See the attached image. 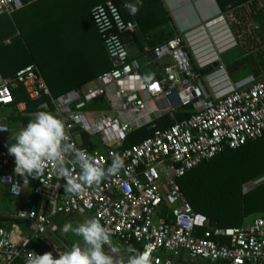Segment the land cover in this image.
<instances>
[{
    "label": "built area",
    "instance_id": "2783aa9c",
    "mask_svg": "<svg viewBox=\"0 0 264 264\" xmlns=\"http://www.w3.org/2000/svg\"><path fill=\"white\" fill-rule=\"evenodd\" d=\"M23 1L0 0V15ZM125 4L129 2L106 0L90 11L111 62L93 86L52 98L35 63L0 80V129L5 130L0 131V183L10 195L21 196L30 176L15 171L14 156L1 146L11 132L4 112L14 101L12 90L17 85L32 99L50 96L53 109L43 104V111L63 119L71 141L97 166L106 170L116 156L124 161L117 174L98 186H86L78 195L64 192L65 180L57 176L55 162L47 163L43 175L35 177L32 192L48 203L49 213L29 210L18 215L31 220L34 231L30 234L21 233L16 224L0 228V264L26 260L34 251L31 239H44L54 229L53 215L85 212L111 233L112 243L139 244V252H148L151 264H161L162 254L177 256L181 252L194 261L264 264V215L253 216L240 226L209 227L199 234L196 225L201 219L178 183L188 171L225 149H236L264 134V75L231 84L225 66L217 63L219 74L204 76L193 65L181 35L154 47L131 48L137 23L123 16ZM248 19V15L219 17L225 26L234 22L241 28ZM141 59L157 72L143 75ZM101 99L106 100L107 110L99 109ZM178 111L188 113L187 117L156 128L152 136L129 148L119 151L114 146L124 142L130 132ZM72 171L77 176L80 169ZM256 183H247L242 191Z\"/></svg>",
    "mask_w": 264,
    "mask_h": 264
},
{
    "label": "crops",
    "instance_id": "0c3cea01",
    "mask_svg": "<svg viewBox=\"0 0 264 264\" xmlns=\"http://www.w3.org/2000/svg\"><path fill=\"white\" fill-rule=\"evenodd\" d=\"M161 1L170 16L167 32L173 31V36L181 35L184 37L189 51L193 38H196L195 41L198 40L199 42L201 36H206L207 39L210 37L212 47L214 45L219 46L222 52L218 54L217 59L213 63H221L226 67L225 62L228 63L229 61L222 60L221 54L233 48V46L230 47L226 43V28H229V26L228 24H226V27L223 25L224 23L219 20L220 16L244 17L248 15L252 21V23H247L248 29L252 28L257 34L264 36V0H252L226 12L221 11L216 0ZM89 15L90 13L84 14V10L76 6L75 0L23 1L20 6L14 8L11 12L0 15V34L3 31L8 33L1 41L4 46L3 49L9 50L7 47L16 44L18 47V50H16L18 51L17 55L20 58H26V55L29 58L34 56L36 63H33L39 67L48 89L52 87L55 92H59L64 88L69 91L75 88L93 86L96 77L102 74L104 70L102 68V57H99V49L93 52V49L90 48L91 45L88 44V38L93 37L97 40L95 29L90 23ZM83 17L84 19L81 20ZM252 29L251 31L253 32ZM156 30H151L147 34L142 35L137 27L135 31L137 39L136 41H130L129 45L133 49H140L137 46L150 47L149 41L152 39L151 35ZM9 31L11 33L13 31V33L11 34ZM262 44L264 43L262 42ZM58 51L60 52L58 53ZM61 54L63 58L60 57ZM3 57L2 54L0 56V63L2 65ZM45 59L47 61H41ZM45 62L47 64L43 66ZM140 62V72L143 75L157 72L155 67L146 64L143 59ZM214 67H217V65ZM216 70L217 68L213 71L214 75L219 74ZM246 72L242 70L229 73L226 69V76L231 84L233 82L238 83L247 78H257L253 74ZM2 78L0 74V80ZM99 105L102 108L104 106L105 110L108 108L105 99H101ZM17 107L21 111L25 106L23 102H20ZM10 125L11 132L7 135L6 141L1 144L4 148H8L12 142H15L14 140L12 141L11 136L24 127L19 121L13 122ZM29 181L30 178L28 176V184L24 186L22 195L19 197L10 195L7 186L0 183V214L14 217L24 214L29 210L42 213V208H38L37 210L35 208V197L32 192L34 185L28 188ZM48 213L49 205L46 213L43 214ZM89 218H92L90 212L53 215L52 222L54 229L47 231L44 234V239L37 238L43 245V251L40 254L52 252L53 256L56 257L60 251L66 250L74 243H82L79 237H75L71 233L65 234L61 231V228L65 223L70 222L76 226ZM19 229L21 233L30 234L34 231V225L32 224L31 230H23L21 227ZM112 244L118 246L115 243ZM118 247L120 248L119 253H113L109 246L105 250L114 258H123L126 261L127 257L131 255V253L126 252L127 248H133L138 252L141 249L140 245L135 242ZM161 258V264H166V260H170V264H220L203 260H191L185 252H181L177 256L162 254Z\"/></svg>",
    "mask_w": 264,
    "mask_h": 264
},
{
    "label": "trees",
    "instance_id": "16d2710c",
    "mask_svg": "<svg viewBox=\"0 0 264 264\" xmlns=\"http://www.w3.org/2000/svg\"><path fill=\"white\" fill-rule=\"evenodd\" d=\"M127 1L130 4L136 3V0ZM249 1L252 0H216L222 12L241 6ZM103 2L105 0H75L76 6L80 9L82 8L84 14L90 13L92 6ZM137 6L138 11L134 15L130 14L128 9H123L122 14L127 20H133L137 23L138 31L142 35L157 29L151 35L152 39L149 41L150 47L159 45L173 37V31L167 32L170 16L161 0H143L142 4ZM90 23L94 28L91 18ZM95 33L97 40L93 37L88 38V44L91 45L90 48L93 49V52L99 49V57H102L103 62L102 68L106 71L110 69L111 63L96 30ZM7 34L5 31L0 34V56L2 54L4 56L3 65L0 63L1 77H10L19 67L36 61L34 56L29 58L26 55V58H20L17 55L18 51L16 50H18V47L16 44L7 47L9 50H4L1 41ZM260 37L264 43V36L260 35ZM136 39L137 35L134 32L132 41H136ZM137 47L140 50L143 48L141 46ZM60 57L63 58L62 54ZM41 61H47V59ZM210 69L208 67L205 70H200V72L203 74ZM49 90L51 97L55 98L67 92L68 89L64 88L59 92H55L51 87ZM12 92L14 101L4 112L6 120L11 123L19 121L21 125H27L29 120L34 119L36 112L45 110L43 104L49 110L53 109L51 98L48 95L32 99L28 96L22 85L15 86ZM20 102H23L25 106L21 111L17 107V104ZM187 115L188 113L184 111L166 114L156 119L150 125L130 132L127 134L124 142L118 146V150L121 151L141 142L143 139L152 136L156 128H166L174 120L183 119ZM262 176H264V134L236 149L227 148L220 154L188 171L179 179L178 183L186 199L191 204L193 211L201 219V222L196 225L197 232L201 234L202 231L209 227L225 228L240 226L253 214L264 215V180L252 186L246 192L242 191L244 183L256 181ZM29 178L30 183L28 188L33 186L35 181L33 176L30 175ZM33 196L35 197L36 210L42 208L41 212L46 213L48 208L47 202L39 196H35L34 194ZM12 224H17L23 230H31L32 227V222L28 218L0 214V228L9 229ZM30 246L38 254L43 251L42 243L36 238L31 239ZM25 261V259L19 258L11 264H25Z\"/></svg>",
    "mask_w": 264,
    "mask_h": 264
},
{
    "label": "clouds",
    "instance_id": "9594fccd",
    "mask_svg": "<svg viewBox=\"0 0 264 264\" xmlns=\"http://www.w3.org/2000/svg\"><path fill=\"white\" fill-rule=\"evenodd\" d=\"M142 2L136 0L135 4H125V7L134 15L138 11L137 5ZM11 139L15 142L8 146V152L15 158L16 172L40 178L46 164L55 162L56 174L65 180L63 188L68 194L78 195L86 186H98L103 179L117 174L124 167L119 156L106 170L97 166L85 150L77 148L71 141L63 119L48 111L36 112L34 119L29 120ZM76 167L80 172L74 176L72 170ZM61 231L79 237L82 243H74L56 257L52 252L38 254L32 251L25 264H151L148 252L141 253L133 248L126 249L131 253L126 261L108 254L105 245L111 247L113 253H119L120 248L112 244L111 233L95 217L76 226L65 223Z\"/></svg>",
    "mask_w": 264,
    "mask_h": 264
},
{
    "label": "rangeland",
    "instance_id": "374dc122",
    "mask_svg": "<svg viewBox=\"0 0 264 264\" xmlns=\"http://www.w3.org/2000/svg\"><path fill=\"white\" fill-rule=\"evenodd\" d=\"M83 19L84 17L81 20ZM85 22L87 23L86 20ZM249 22L252 23L250 19L247 20V23ZM223 25L225 26V24ZM248 28L247 24H245L243 28L239 27L234 22L229 24V28H226V43L230 45V47L233 46V48L223 52L221 54V59L229 61L228 63L225 62V68L229 73L244 70L247 71L246 73H251L255 77H261L264 75V44H262L260 35L252 28L253 32ZM195 40L196 38H193L190 45V56L196 69L205 70L208 67L211 68L208 72L203 73L204 76H207L213 73L215 68H217L212 66L213 61L217 59L218 54L222 51L219 46L214 45L215 48L212 47L210 37L207 39L206 36H201L199 42ZM235 43H237V45ZM257 48L259 49L256 50ZM44 64H47V62L43 63V66H46ZM235 83L236 82H233V84ZM206 84L210 87L208 81ZM99 109L105 110L106 108L104 106L102 108L99 105ZM114 146L118 148L119 144H115ZM258 180L257 183L264 180V176ZM249 183L250 182H248V184ZM245 185H247V183H244L242 188ZM246 188L248 189V186ZM254 215L257 214L249 216L247 221Z\"/></svg>",
    "mask_w": 264,
    "mask_h": 264
},
{
    "label": "water",
    "instance_id": "95a60500",
    "mask_svg": "<svg viewBox=\"0 0 264 264\" xmlns=\"http://www.w3.org/2000/svg\"><path fill=\"white\" fill-rule=\"evenodd\" d=\"M216 65H217V63H216V62H214V63H213V66H216ZM166 82L168 83V81H166Z\"/></svg>",
    "mask_w": 264,
    "mask_h": 264
},
{
    "label": "snow or ice",
    "instance_id": "6c2138e0",
    "mask_svg": "<svg viewBox=\"0 0 264 264\" xmlns=\"http://www.w3.org/2000/svg\"><path fill=\"white\" fill-rule=\"evenodd\" d=\"M153 87H156V85H153Z\"/></svg>",
    "mask_w": 264,
    "mask_h": 264
}]
</instances>
